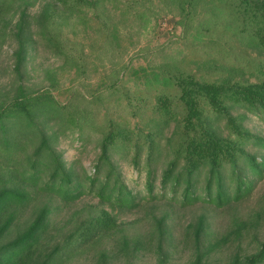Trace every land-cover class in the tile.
Returning a JSON list of instances; mask_svg holds the SVG:
<instances>
[{
	"label": "trees",
	"instance_id": "obj_1",
	"mask_svg": "<svg viewBox=\"0 0 264 264\" xmlns=\"http://www.w3.org/2000/svg\"><path fill=\"white\" fill-rule=\"evenodd\" d=\"M33 5L0 0V36L18 45L15 73L21 80L31 51L42 47L63 60L75 86L63 99L58 81L37 92L21 85L0 102V264H67L106 240L134 256L142 241L123 233L118 216L159 206L166 209L155 219L161 257L176 213L202 205L223 211L252 198L264 181V138L247 127L252 119L264 124V0H52L37 15ZM164 18L180 34L170 52L160 49L163 62L136 70L123 64L124 53ZM101 68L110 70L108 90L82 94ZM113 105L124 115L115 117ZM93 136L91 173L58 150L72 137L83 152ZM124 159L137 187L125 180ZM83 199L96 208L74 214L80 218L64 224L65 237L48 242L59 211ZM208 224L202 217L192 228L195 264H204ZM232 264H264V241Z\"/></svg>",
	"mask_w": 264,
	"mask_h": 264
},
{
	"label": "rangeland",
	"instance_id": "obj_2",
	"mask_svg": "<svg viewBox=\"0 0 264 264\" xmlns=\"http://www.w3.org/2000/svg\"><path fill=\"white\" fill-rule=\"evenodd\" d=\"M28 1L34 4L30 8V14L37 15L44 5L52 0ZM14 13L16 15L11 26L12 30L19 20V13L17 14L16 11ZM69 32V30H65L66 34ZM9 33L10 31H8ZM174 34H180V30L176 28L171 18L153 21L146 35L140 39L139 45L124 53L121 58L123 64H131L132 70H136L145 67L148 63L163 62L160 49H163L164 46H169L167 52H170L169 49H173L172 42L177 40ZM79 38L85 40L86 36L80 34ZM17 49L18 45L14 37L4 34L3 37L0 36V102L14 98L21 85L29 91L37 92L49 88L55 81L59 82L58 87L63 94L62 98L65 99L72 84L68 74L63 72V60L51 50L37 48L31 51L20 80L15 73ZM251 54L255 55L252 52ZM101 69L97 75L89 77L84 82V86L87 88L82 89V94L90 96L93 92H104L107 89L111 81L110 70L109 68L107 71ZM128 77L123 78L124 81H127ZM128 86L131 88L132 83ZM110 111L114 113L115 117L116 114L124 115L123 112L115 110V105L110 107ZM145 119H149V116L146 115ZM247 127L253 134L264 138V124L261 121L252 119L248 122ZM173 129V126L166 128L162 138H170ZM97 138L99 137L93 136L92 141L88 143L83 152L79 148L80 142L72 140V137L63 138L59 143L58 150L63 153L64 159L68 163L76 160L81 167L91 173L98 154V150L95 149ZM120 165L126 182L132 187H137V184L134 183L137 173L130 166L129 161L124 159ZM144 182L145 174L139 182L140 187L143 188ZM91 206L96 208L97 201L83 199L61 209L57 214L58 224L51 231L48 242L65 237L69 229L63 232L61 228L64 224H68L67 227H69L72 220H74L73 225L76 224L80 217L73 219V215L82 210L87 212ZM165 211L163 206L152 211L145 207L137 213L124 212L118 216L117 224L123 233L127 234L130 239L135 238L142 241V248L145 249L141 248V251L136 255L126 257L119 252L115 241L106 240L103 244L96 246L94 250L67 264H195L198 243L195 242L194 235H192V228L202 217L209 221L208 236L203 237L200 242V249L205 255L204 264H232L237 255L244 257L257 252L259 243L264 241V181L259 184L250 200L233 209L217 211L202 205L188 211L181 210L173 215V220L169 221L171 236L165 241L164 252L160 257L158 241L155 240V219L164 215ZM29 218L30 215H25L23 222L25 223ZM256 220L258 223H255ZM103 252H106L108 256L106 260L101 261L99 259Z\"/></svg>",
	"mask_w": 264,
	"mask_h": 264
}]
</instances>
